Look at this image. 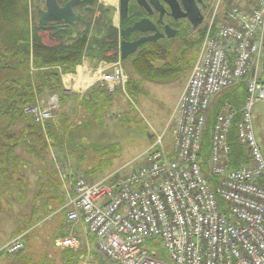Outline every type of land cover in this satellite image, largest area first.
Segmentation results:
<instances>
[{
	"label": "built area",
	"instance_id": "built-area-1",
	"mask_svg": "<svg viewBox=\"0 0 264 264\" xmlns=\"http://www.w3.org/2000/svg\"><path fill=\"white\" fill-rule=\"evenodd\" d=\"M263 38L264 0L231 7L219 25H209L169 120V144L165 132L156 135L128 173L115 171L96 182L79 177L63 206L73 228L56 247L80 249L77 234L84 230L95 253L82 248L78 264H264V157L251 121L254 103L264 100ZM79 67L91 79L87 88L126 95L128 77L119 57ZM76 74L62 76L65 92H72ZM237 84H243L245 99L239 110L228 102L219 106L205 162L200 152L210 104ZM59 108L52 95L25 113L43 124L55 120ZM233 124L245 155L237 168L228 143ZM23 249L19 235L0 253Z\"/></svg>",
	"mask_w": 264,
	"mask_h": 264
},
{
	"label": "trees",
	"instance_id": "trees-1",
	"mask_svg": "<svg viewBox=\"0 0 264 264\" xmlns=\"http://www.w3.org/2000/svg\"><path fill=\"white\" fill-rule=\"evenodd\" d=\"M29 17V0H0V194L1 189L13 184L12 193H16L18 201L23 202L24 192L25 190L29 191L30 184L26 181L24 187L19 188L21 180L14 176L20 173L21 166H29L36 162L40 165L35 173L36 187L33 191H29L33 193V197L30 201L28 221L27 219L25 223L17 221L13 236L28 231L30 226H35L38 221L46 217L52 210L53 203L61 205V207L65 205L66 192L62 191L59 176L54 170L55 163L52 152L60 151L65 133H70L75 126L80 127L81 124H74L72 118L81 106L83 109H87L85 118L89 119L91 112H97L96 114L100 116V109L103 108L107 115L112 100V94L105 90L102 91L99 85L90 88V91L88 90L82 97L65 93L61 74L75 71L76 66L82 62L86 43L66 46L44 45L37 34L32 31ZM92 44L95 45L89 46L87 51L95 50L103 55L109 52L116 58L118 44L115 36H99ZM158 45L161 44L150 43L149 46L152 48L143 49L133 62V68L141 82L169 84L174 80L170 76L174 72L170 62H165L162 65L155 64L161 60L160 52L155 49ZM200 45L201 43L197 47L193 63ZM91 54L92 52L88 53V55ZM260 80H262L261 75ZM141 82H130V85L127 82V92L132 94V89H139L142 93ZM51 95H57L60 103V110L55 120H49L43 124L35 123L32 117L25 113V109ZM245 96L243 84H237L223 90L218 94L216 100L218 104L219 100L224 97L225 102H228L231 108H235L234 105L238 104L239 106L236 108H239ZM97 107L100 108L97 109ZM210 117L209 114L200 152V157L205 162L210 149ZM228 143L231 149L232 166L237 168L245 162V155L235 137L234 124L228 134ZM19 150H22V156L19 154ZM203 167L205 171V163ZM89 169L90 173H94L93 169L90 167ZM20 175L25 178L22 173ZM7 191L11 196L10 191ZM10 196L9 198H11ZM21 226L23 227L21 228ZM26 235L23 236L24 249L28 244ZM66 235H68L67 232L60 237ZM53 245L58 250L57 252L61 251V258L46 256L45 252L38 255L28 253V256H18L24 249L10 256H17L16 264H78L84 253L81 249L77 251L73 249L60 250L55 246V241Z\"/></svg>",
	"mask_w": 264,
	"mask_h": 264
},
{
	"label": "rangeland",
	"instance_id": "rangeland-1",
	"mask_svg": "<svg viewBox=\"0 0 264 264\" xmlns=\"http://www.w3.org/2000/svg\"><path fill=\"white\" fill-rule=\"evenodd\" d=\"M251 1L211 0L200 25L196 28L187 25L182 33L170 40L157 42L161 44L158 45L159 47H155L160 52L159 57L161 60L155 64L162 65L165 62H170L174 68V72L170 74L174 79L172 83L141 82L133 68V62L143 49L134 52L121 61L129 85L130 82H141L143 92L141 93L139 89H132V94H129L125 89L127 93L125 95L117 89L111 95V99H114L116 105L113 101L110 102L114 106L112 108L109 106L107 115L105 114V108H103L100 109V116L96 114L97 112H91L89 119H87V117L85 118L87 109H83L82 106L73 114V123L81 124L80 127L75 126L70 133H65L60 151L52 152L55 163L54 170L59 176L62 191L68 189L67 192H69V190H72L78 177H82L86 182H96L115 171L125 174L136 169L141 162L138 158L148 149L156 135L165 132L164 142L165 145L169 144L171 133L167 126L190 73L197 47L203 40L207 28L212 22L219 25L222 13L231 7H241ZM29 18L31 21L34 20L31 17ZM92 45L95 44L89 46ZM89 46H85V51L83 50L81 62L83 65L95 68L99 62L104 61L109 64L115 62L119 57L118 53L115 58L109 52L103 55L99 51H87ZM145 48H152V46L147 45ZM90 52L92 54L88 55ZM81 73H83V69H81ZM43 99L47 100V97ZM224 102L223 97L218 102L219 106ZM218 104L216 98L210 104L209 126H212L211 124L214 122V117L219 108ZM234 106L233 109L235 110H239L241 107L236 108L239 104ZM99 108L97 107V109ZM251 121L253 132L264 157V100L254 103ZM19 154L22 156V150H19ZM25 157L23 158L26 159ZM38 167H40L38 162L20 167V173L25 175L26 179L21 177L20 173L14 176L21 180L19 188L24 187L27 181L30 184L31 191L35 189V173ZM88 167L95 169V172L98 170V172H94L93 175L89 174L91 177H87L83 172ZM12 185L9 186L12 188L1 189L0 244L7 243L17 237L19 234L12 235L16 229V222H27V216L30 214V201L33 193L25 190V199L23 202H19L16 193H12ZM7 190L10 191L11 196ZM51 208L52 210L46 217L37 223L34 222L36 223L35 226H30L28 231L23 232L27 234L26 242L28 241V244L26 249L18 256H28V253L38 255L45 252L46 256L61 258V251L57 252L58 250H56L53 243L57 239L64 238L60 236L65 232L69 235L73 225L66 222L63 206L53 203ZM77 235L80 241L79 248L82 250V248L89 246L92 252L95 253V243L92 237L88 236L86 232H80ZM16 257L0 253V264H16Z\"/></svg>",
	"mask_w": 264,
	"mask_h": 264
},
{
	"label": "flooded vegetation",
	"instance_id": "flooded-vegetation-1",
	"mask_svg": "<svg viewBox=\"0 0 264 264\" xmlns=\"http://www.w3.org/2000/svg\"><path fill=\"white\" fill-rule=\"evenodd\" d=\"M210 2L211 0H29L30 17L34 19L30 26L41 43L47 46L79 45L82 42L89 46L99 36H115L119 48L122 41L120 33L140 22H143L141 30L128 33L124 41L131 43L156 34L163 36L156 42L170 40L173 37L166 36V29L169 32L175 31L177 36L187 25L193 28L184 17L187 13L201 16V24ZM150 43L155 42L142 43L136 51L144 49Z\"/></svg>",
	"mask_w": 264,
	"mask_h": 264
},
{
	"label": "water",
	"instance_id": "water-1",
	"mask_svg": "<svg viewBox=\"0 0 264 264\" xmlns=\"http://www.w3.org/2000/svg\"><path fill=\"white\" fill-rule=\"evenodd\" d=\"M185 7L188 8V5L186 3H184ZM197 13L196 14H190L187 13L184 15V17H186L188 19V21L191 23L193 28H196L200 22H201V16L197 17ZM143 22H140L138 24H135L132 28L123 30L120 33V38L122 39L120 46H119V51H120V58L123 60L125 59L128 55H130L131 53L135 52L136 49L138 48L139 45H141L142 43L145 42H156L159 38H162V35H153V36H149V37H145V38H140L137 41L134 42H126L124 41L125 36L135 30H141V24ZM166 36L168 38L174 37L175 36V31L171 30L169 32L168 29H166ZM263 59H262V65H261V70H262V78L264 81V38H263Z\"/></svg>",
	"mask_w": 264,
	"mask_h": 264
},
{
	"label": "crops",
	"instance_id": "crops-1",
	"mask_svg": "<svg viewBox=\"0 0 264 264\" xmlns=\"http://www.w3.org/2000/svg\"><path fill=\"white\" fill-rule=\"evenodd\" d=\"M246 4V3H245ZM79 71H80V69H78ZM78 70H76V72H75V74L78 72ZM74 87H73V90H72V92H70V93H73V95H76V96H84V95H82V93H84L86 90V85H84V82L85 81H88V83L91 81V79L89 80L88 79V77H87V75H85V73H77L76 75H75V78H74ZM183 89V88H182ZM83 90H85V91H83ZM77 91H81V92H77ZM90 91V90H89ZM102 91H103V88H102ZM111 101H113V103L115 104V101H114V99H112ZM113 103H110V108H112L114 105H113ZM177 103V102H176ZM116 105V104H115ZM176 105V104H175ZM175 107V106H174ZM94 172H95V169H94ZM96 172H98V170H96ZM95 172V173H96ZM87 177H91V175H93L94 173H90V169H89V167L88 168H86L85 169V172H83ZM89 174H91V175H89ZM68 190V189H67ZM29 191H31V189H29ZM83 232H85L84 230H83ZM13 234V233H12ZM7 242V241H6ZM5 244V243H4ZM0 245H3V244H0Z\"/></svg>",
	"mask_w": 264,
	"mask_h": 264
}]
</instances>
